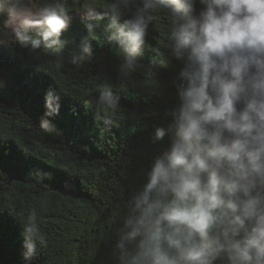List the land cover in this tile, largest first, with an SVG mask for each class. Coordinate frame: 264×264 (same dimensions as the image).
Wrapping results in <instances>:
<instances>
[{"label":"clouds","instance_id":"clouds-1","mask_svg":"<svg viewBox=\"0 0 264 264\" xmlns=\"http://www.w3.org/2000/svg\"><path fill=\"white\" fill-rule=\"evenodd\" d=\"M111 0L105 13L109 40L136 57L149 26L161 14L173 55L186 58L178 104L170 113V144L154 161L147 182L131 195L115 248L118 264H264V0ZM92 0L79 13L89 33L104 15ZM4 27L34 57L78 64L92 57L81 41L65 56L68 0H0ZM128 16L123 23L120 17ZM3 43V40H0ZM97 105L117 107L110 88ZM243 107L238 110L237 104ZM39 127L54 131L49 117L59 97L45 95ZM165 129H157L162 140ZM24 260L30 264L44 237L37 215L23 222Z\"/></svg>","mask_w":264,"mask_h":264},{"label":"trees","instance_id":"trees-1","mask_svg":"<svg viewBox=\"0 0 264 264\" xmlns=\"http://www.w3.org/2000/svg\"><path fill=\"white\" fill-rule=\"evenodd\" d=\"M81 2L68 0L70 25L62 36L65 56L81 41L91 44L92 57L78 64L34 57L0 16V264H28L22 232L32 212L44 240L30 264H118L121 218L170 144V113L187 59L173 55L167 21L161 14L149 26L136 68L125 72L126 53L108 38L111 0H92L104 15L94 33L79 13ZM101 88H110L117 107L97 105ZM49 91L60 108L48 118L54 131L45 132L39 124ZM157 129L166 130L159 141Z\"/></svg>","mask_w":264,"mask_h":264},{"label":"water","instance_id":"water-1","mask_svg":"<svg viewBox=\"0 0 264 264\" xmlns=\"http://www.w3.org/2000/svg\"><path fill=\"white\" fill-rule=\"evenodd\" d=\"M203 7H204V5L201 6V9H202ZM188 64H189V62L187 61L186 65H185V68L188 67ZM185 68H184V69H185ZM183 87H185V88L187 87V81H184V83H183ZM242 107H243V104H242V103H238V104H237V109H238V110H240Z\"/></svg>","mask_w":264,"mask_h":264},{"label":"rangeland","instance_id":"rangeland-1","mask_svg":"<svg viewBox=\"0 0 264 264\" xmlns=\"http://www.w3.org/2000/svg\"><path fill=\"white\" fill-rule=\"evenodd\" d=\"M38 3V2H37Z\"/></svg>","mask_w":264,"mask_h":264}]
</instances>
